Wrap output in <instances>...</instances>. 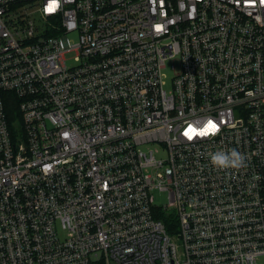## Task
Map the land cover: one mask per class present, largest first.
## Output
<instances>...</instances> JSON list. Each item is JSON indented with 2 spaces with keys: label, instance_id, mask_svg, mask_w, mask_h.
<instances>
[{
  "label": "built area",
  "instance_id": "built-area-1",
  "mask_svg": "<svg viewBox=\"0 0 264 264\" xmlns=\"http://www.w3.org/2000/svg\"><path fill=\"white\" fill-rule=\"evenodd\" d=\"M0 264H264V0H0Z\"/></svg>",
  "mask_w": 264,
  "mask_h": 264
},
{
  "label": "clouds",
  "instance_id": "clouds-1",
  "mask_svg": "<svg viewBox=\"0 0 264 264\" xmlns=\"http://www.w3.org/2000/svg\"><path fill=\"white\" fill-rule=\"evenodd\" d=\"M214 131L218 133L219 129L216 127ZM201 136H204V135H201ZM210 161L213 166L219 169H228V168L239 169L245 166L244 155H242L236 149H231L229 152L217 151L210 155Z\"/></svg>",
  "mask_w": 264,
  "mask_h": 264
},
{
  "label": "trees",
  "instance_id": "trees-1",
  "mask_svg": "<svg viewBox=\"0 0 264 264\" xmlns=\"http://www.w3.org/2000/svg\"><path fill=\"white\" fill-rule=\"evenodd\" d=\"M8 121L10 124L11 129H15L18 124H20V116L18 114V109L16 108V101L11 100L8 101ZM160 218L166 223L168 226V230L171 233L176 232L177 230V223L176 217L173 213L161 212Z\"/></svg>",
  "mask_w": 264,
  "mask_h": 264
},
{
  "label": "snow or ice",
  "instance_id": "snow-or-ice-1",
  "mask_svg": "<svg viewBox=\"0 0 264 264\" xmlns=\"http://www.w3.org/2000/svg\"><path fill=\"white\" fill-rule=\"evenodd\" d=\"M216 127V124L209 121L204 129L200 130V132L198 133L194 128L190 126L189 129L185 132V135L188 136L189 139H191L193 135H206L209 131L215 130Z\"/></svg>",
  "mask_w": 264,
  "mask_h": 264
},
{
  "label": "rangeland",
  "instance_id": "rangeland-1",
  "mask_svg": "<svg viewBox=\"0 0 264 264\" xmlns=\"http://www.w3.org/2000/svg\"><path fill=\"white\" fill-rule=\"evenodd\" d=\"M157 156H158V157H161L160 154H157ZM166 200H167L166 198L163 199V198L160 197V196H157V197H156V201H157V203H165ZM177 227H178V226H177ZM176 231H177V230H176Z\"/></svg>",
  "mask_w": 264,
  "mask_h": 264
}]
</instances>
